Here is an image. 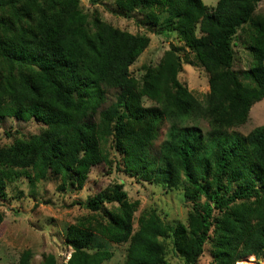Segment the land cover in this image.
I'll return each mask as SVG.
<instances>
[{"label": "trees", "instance_id": "16d2710c", "mask_svg": "<svg viewBox=\"0 0 264 264\" xmlns=\"http://www.w3.org/2000/svg\"><path fill=\"white\" fill-rule=\"evenodd\" d=\"M12 1L0 0V5ZM42 1L44 9H54L59 2ZM157 1L147 0L145 4ZM160 2L167 4L171 16L187 14L181 30L184 28L187 47L209 72V92L200 100L183 87L177 78L178 64L163 74L147 72L139 91L129 66L146 47L144 37L107 24H100L91 34L77 15L58 13L51 21L39 23L30 38L22 37L15 52L0 47V64L14 68L20 61H32L40 66L32 75L20 66L18 83L0 80V117L19 121L37 118L46 124L28 139H16L0 148V187L6 180L2 168L30 167L32 181L43 179L48 172L65 181L73 171L76 180L82 182L91 166L109 162L103 144L111 140L122 153L124 170L131 175L175 186L183 173L184 196L189 204L188 232L181 223H163L152 210L138 217V227L133 230L131 206L111 227L103 226L101 231L112 241L129 242L123 264L162 263L163 242L159 236L166 233L173 236L175 250L186 264H196L213 226L218 264H239L264 247V194L259 193V187L264 188V124L245 136L224 138L221 134L242 125L251 105L264 97V26L253 21L258 0H217L211 8L202 0ZM196 24L199 36L194 32ZM243 25L253 26L258 34L250 71L254 86H244L231 69L233 37ZM101 83L119 93L116 101L97 112L104 91L93 94L90 87ZM168 84L173 91L169 92ZM142 95L155 104L142 105ZM190 111L198 112L219 136L215 147L206 149L198 126L180 127L163 143L161 159H151L146 147L162 119ZM95 112L98 121H87ZM125 199L126 192L118 185L107 198L97 193L84 206L96 211L104 201ZM65 238L73 251L63 264H101L111 257L105 250L87 251L93 233L82 217L67 226ZM30 257V250L22 251L18 264H30ZM39 264L57 262L53 255L43 254Z\"/></svg>", "mask_w": 264, "mask_h": 264}, {"label": "rangeland", "instance_id": "374dc122", "mask_svg": "<svg viewBox=\"0 0 264 264\" xmlns=\"http://www.w3.org/2000/svg\"><path fill=\"white\" fill-rule=\"evenodd\" d=\"M160 1L145 4L147 0H59L54 9H44L42 0H37L34 5L14 0L0 5V24L5 27L4 35L0 36V47L15 52L21 45V38H30L42 21H51L58 13L62 16L77 15L81 18L83 28L91 34L97 31L100 24H107L146 39V47L129 66L130 75L136 80L139 91L147 72L163 74L164 70L168 72L172 66L178 64L179 82L192 95L202 100L209 92V72L185 43L184 28L181 30V26L185 25L187 14L182 12L178 16H171L167 4L162 5ZM202 1L208 8L217 2ZM253 21H257L258 26H264V0H258L253 12ZM197 25L194 32L199 36L201 32ZM253 31V26H240L231 45V69L244 86L255 85L250 71L255 58L252 49L254 37L258 34ZM1 61L3 55L0 54ZM20 66L31 75L40 67L32 61H20L14 68H10L8 64H0V80L8 79L18 83ZM167 87L169 92L174 90L171 84ZM99 89L104 91V100L97 112L116 101L119 93V90L104 83L90 87L93 94H97ZM140 100L144 106L155 104L146 95H142ZM97 112L91 114L87 121H98ZM263 124L264 97L251 105L248 117L242 125L226 129L221 136H245L253 128ZM45 126L46 124L37 118L19 121L12 117H0V148L12 144L16 139H28ZM190 126L200 128L204 143L207 144L206 149L215 147L219 136L214 134L198 112L190 111L179 115L170 114L162 119L155 136L146 147L148 156L153 160L161 159L162 145L169 139V133L180 127ZM103 146L108 153L109 162L103 161L91 166L82 182L76 180L73 171H70L71 178H66L65 181L60 175L52 172H48L46 177L39 181H32L33 173L30 167L2 168L6 180L5 186L0 187V264H18L19 256L24 250L31 251L30 264H39L43 254L53 255L57 264L67 262L73 250L66 243V229L69 224L76 223L78 217H82L87 229L93 233L92 246L87 251H108L111 257L103 260L101 264H123L129 242H114L101 229L103 226L111 227L117 216L130 206L133 209V230L138 227V217L146 210L154 211L165 224L176 226L181 223L187 226L189 204L184 196L183 173H180V180L175 186L164 182H149L124 170L122 153L113 146L111 140ZM200 181L204 179L201 178ZM118 185L126 192L123 202L104 201L96 211L85 208L84 205L90 197L100 193L107 198ZM231 186H235L234 181ZM259 193L264 194V188L259 187ZM186 231L188 232V227ZM216 235L213 226L208 232L207 242L203 245V252L196 264H218L215 253ZM159 239L163 242V262L160 264H186L175 250L170 233L160 235ZM250 255L239 264H264V247Z\"/></svg>", "mask_w": 264, "mask_h": 264}, {"label": "bare ground", "instance_id": "6f19581e", "mask_svg": "<svg viewBox=\"0 0 264 264\" xmlns=\"http://www.w3.org/2000/svg\"><path fill=\"white\" fill-rule=\"evenodd\" d=\"M241 261V260H240Z\"/></svg>", "mask_w": 264, "mask_h": 264}]
</instances>
